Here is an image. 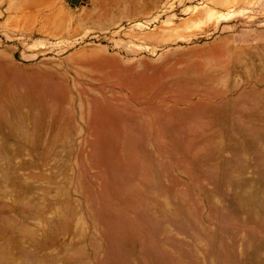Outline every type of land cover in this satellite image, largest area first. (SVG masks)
<instances>
[{"label": "rangeland", "instance_id": "1", "mask_svg": "<svg viewBox=\"0 0 264 264\" xmlns=\"http://www.w3.org/2000/svg\"><path fill=\"white\" fill-rule=\"evenodd\" d=\"M0 0V264H264V0Z\"/></svg>", "mask_w": 264, "mask_h": 264}, {"label": "water", "instance_id": "2", "mask_svg": "<svg viewBox=\"0 0 264 264\" xmlns=\"http://www.w3.org/2000/svg\"><path fill=\"white\" fill-rule=\"evenodd\" d=\"M72 2H74V0Z\"/></svg>", "mask_w": 264, "mask_h": 264}]
</instances>
